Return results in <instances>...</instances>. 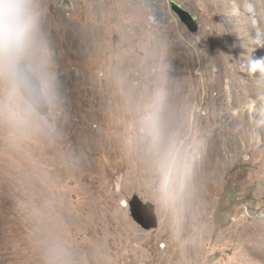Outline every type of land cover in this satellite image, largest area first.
Instances as JSON below:
<instances>
[{
  "label": "rangeland",
  "instance_id": "rangeland-1",
  "mask_svg": "<svg viewBox=\"0 0 264 264\" xmlns=\"http://www.w3.org/2000/svg\"><path fill=\"white\" fill-rule=\"evenodd\" d=\"M106 1L35 0L45 120L0 82V264H264V0H175L196 34L168 0Z\"/></svg>",
  "mask_w": 264,
  "mask_h": 264
},
{
  "label": "clouds",
  "instance_id": "clouds-1",
  "mask_svg": "<svg viewBox=\"0 0 264 264\" xmlns=\"http://www.w3.org/2000/svg\"><path fill=\"white\" fill-rule=\"evenodd\" d=\"M39 20L35 0H0V82H7L22 94L26 66L39 42ZM261 61H252L253 65ZM27 109L21 104L14 120L23 124ZM61 253L53 250V264Z\"/></svg>",
  "mask_w": 264,
  "mask_h": 264
},
{
  "label": "water",
  "instance_id": "water-1",
  "mask_svg": "<svg viewBox=\"0 0 264 264\" xmlns=\"http://www.w3.org/2000/svg\"><path fill=\"white\" fill-rule=\"evenodd\" d=\"M170 9L180 18L188 31L196 34L199 30L198 16L187 10L175 0H168ZM27 77L23 84L22 95L23 99L32 107L41 119H46V116L52 113L45 99L43 85L37 76L32 73L27 63ZM129 208L132 218L144 229L149 230L157 227V219L155 208L151 204L141 203L140 200L132 198L129 201Z\"/></svg>",
  "mask_w": 264,
  "mask_h": 264
},
{
  "label": "bare ground",
  "instance_id": "bare-ground-1",
  "mask_svg": "<svg viewBox=\"0 0 264 264\" xmlns=\"http://www.w3.org/2000/svg\"><path fill=\"white\" fill-rule=\"evenodd\" d=\"M112 2H114V0H107L106 1V3L107 4H111ZM109 8V7H108ZM243 10H244V19H245V22H244V25L246 26V29H247V31L248 32H246L247 33V35L248 36H254V35H257V29L259 28V22H258V19H257V22L258 23H254V21H253V18L252 17H250L249 16V14H248V11H247V9L246 8H243ZM133 14H135V13H132L131 15H133ZM136 15V14H135ZM250 15L252 16V14L250 13ZM240 22V21H239ZM234 32H232V34H233ZM155 35H156V32H155ZM255 37V38H254ZM253 37V39H251V42H252V45H253V47H254V52H255V54L257 53L258 54V49L256 50V44H257V41H256V39H257V37L256 36H254ZM234 39H238V35H234ZM219 43V42H218ZM243 44H240L239 46H242ZM258 45V44H257ZM244 46V45H243ZM225 47V46H224ZM182 59V58H181ZM259 61H260V59H259ZM257 87L262 91V93H264V79H263V82L261 81H258L257 82ZM260 118H264V103L261 105V108H260V114H259V119ZM214 154L218 157L219 155H220V151H219V149L218 148H215L214 149ZM179 155H180V157L181 158H187V155H189L188 154V152H187V150L185 149V150H179ZM183 156V157H182ZM189 159L191 158V156L190 157H188ZM211 169V165L209 164V163H207V162H204L203 163V166L202 167H200V169H198L197 170V176L198 177H202V176H205V174L204 173H206L207 172V170L209 171Z\"/></svg>",
  "mask_w": 264,
  "mask_h": 264
},
{
  "label": "snow or ice",
  "instance_id": "snow-or-ice-1",
  "mask_svg": "<svg viewBox=\"0 0 264 264\" xmlns=\"http://www.w3.org/2000/svg\"><path fill=\"white\" fill-rule=\"evenodd\" d=\"M253 67H255V65H253Z\"/></svg>",
  "mask_w": 264,
  "mask_h": 264
}]
</instances>
